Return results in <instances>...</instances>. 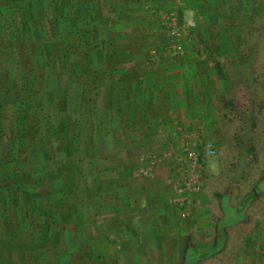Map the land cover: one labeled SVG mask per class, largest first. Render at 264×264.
<instances>
[{
	"label": "rangeland",
	"instance_id": "374dc122",
	"mask_svg": "<svg viewBox=\"0 0 264 264\" xmlns=\"http://www.w3.org/2000/svg\"><path fill=\"white\" fill-rule=\"evenodd\" d=\"M256 1L252 10L243 8L240 0H175L152 14V1L138 0L122 14L126 22L106 8L100 18L93 17L94 7L83 10L88 23L81 16L71 28L83 34L93 69L100 66L101 84L91 91L86 86L82 108L75 85H69L68 93L75 98L68 106L72 124L67 137L56 140L53 149L44 137L34 145L18 143L22 157L5 163L3 140L9 135L12 110L9 92H0V179L11 177L14 187L20 186L7 199L17 201L10 208L12 224L29 233L31 215L39 211L50 222L34 229L36 237L63 231L74 244L87 238L90 252L102 264H187L192 249L204 253L196 264H264V0ZM202 4L211 9L201 12ZM171 11L178 20L182 17L180 23L196 21L194 28L184 27L181 54L170 52L173 36L164 16ZM126 42L137 54L123 64L106 66L102 49L112 45L119 54ZM215 45L221 49L211 57L208 50ZM189 57L195 58L197 71L213 73L208 82L218 97L201 115L206 120L201 128H185L182 110L166 108L168 97L177 94L174 78ZM123 72L138 78L130 90L132 106L124 98L125 82L119 78ZM155 81L156 93H147ZM31 100V108L25 105L27 114L44 123L56 119L41 95ZM228 100L233 104L226 105ZM133 118L139 122L130 133ZM252 118L255 127H249ZM187 140L211 142L215 153L206 155L199 146V165L194 167L186 155ZM196 175L200 185L190 189ZM38 178L42 182L37 184ZM27 179L34 180L29 184ZM257 187L261 193L239 211L236 205ZM7 213L0 208L1 221L11 226ZM221 240L216 252L209 251ZM70 248L61 250L63 263Z\"/></svg>",
	"mask_w": 264,
	"mask_h": 264
},
{
	"label": "trees",
	"instance_id": "16d2710c",
	"mask_svg": "<svg viewBox=\"0 0 264 264\" xmlns=\"http://www.w3.org/2000/svg\"><path fill=\"white\" fill-rule=\"evenodd\" d=\"M136 1L138 2V0H0V92L2 90L6 94L9 92L12 110L9 135L7 140H3V143L6 144L2 150L5 163L8 160H18L22 157L21 149L16 148V146L18 143L24 141L25 143L34 145L44 137L49 147L53 149L55 143L58 142L56 140L60 138L62 141L63 137H67L69 135L68 132L71 130L72 121L69 116L70 110L68 106L72 107V100L74 103L75 97H73V92L72 94L68 93L69 85H75L76 96L79 98V105L82 108L86 104L85 92H88L86 91V86L89 85L91 91L98 88L101 84V79L98 78L99 69H97L100 66L97 65L93 69L90 53L85 48L86 42L83 34L77 31L80 29L71 28V25L75 24L73 21L75 19H79L80 21V18L82 19L83 17V10L94 7L93 17L95 18L104 16V9L106 8L110 11L111 16L117 17L118 21L124 20L126 22L127 18L123 19L124 16L122 14ZM150 1L152 3L148 12H152L153 14L155 10L163 9V7L167 6L168 2L175 0ZM240 3L243 8L247 7L249 9L251 6L253 10L254 3H257V1L250 0L248 3L246 0H240ZM206 6V4H202L200 8L204 10L203 8ZM179 20L180 22L183 20L181 16ZM82 21L86 22V24L88 23L86 15ZM127 23L132 25L131 21H127ZM96 29L94 36L96 39H99L101 30L98 27ZM76 32L78 34L75 36L74 33ZM83 33L85 34V32ZM127 33V37L129 38L130 32ZM102 42L106 41L102 39ZM111 46L109 49L111 51L107 50V48L102 49L103 53H105L104 59L108 67L128 62L137 54L133 49L135 46L127 42L125 51L119 52L120 56L118 52L115 53L113 51ZM220 47H216V45L213 48L210 47L208 50L211 52L210 56L212 57L214 52L220 50ZM138 49L137 51H140V48ZM54 50L57 52H54ZM51 51H53V57H50ZM5 57L8 58L5 59ZM216 64L219 63L216 62ZM116 68L114 67V69ZM123 73L125 74L119 75V78L125 82L124 98L132 106V99L134 98L130 95V90L135 88L138 78H136L137 75L133 78V76H126V72ZM46 82H49V84H45ZM115 83L117 84L118 82ZM43 90L45 92L42 96L41 91ZM40 95L42 99L47 100L51 109L56 112L54 113L56 119L52 118L51 121L47 119L44 123L43 120L41 121L39 118L34 119L33 115L25 112V105L27 109L28 106L31 108L33 105L31 98L36 99ZM112 96L115 97L116 95L113 93ZM225 98L223 97L222 99ZM232 104L229 100L226 103V105ZM238 114L242 115L243 112H239ZM32 118L34 119L33 121H31ZM252 121V125H249V127L256 126L254 118H252ZM242 122L246 126V120L242 119ZM48 123H56V125L49 128L50 126L45 125ZM242 128L244 127L242 126ZM239 136L237 135V138ZM239 139L236 141L237 144ZM74 141H76V138ZM248 146L250 147V151L253 150L252 143H249ZM11 154H14V158ZM39 178L36 179L37 184L38 182H42ZM2 179H0V194L3 201H0V208L10 213H7V216L8 220L11 221V226H8L6 221H1L2 218L0 217V264L103 263L102 260L94 258V255L90 252L91 243L87 238L74 244L73 241H66L63 231H59L55 237L49 235V231L45 234V239L36 237L34 229H40L43 225L42 221L46 224L50 222L47 219H43L38 210H36L38 211V215L36 212L34 213L35 216L31 215L33 219L27 224V227L31 228L29 233L19 228L20 224H12V220L10 219L12 212L10 208L12 205H16L17 201H9L7 199L14 197L20 186L14 187L16 182L12 184L11 177L3 176ZM33 180L27 179V182L31 184ZM258 192H260V188L257 187L254 191L247 193L242 202L236 205L238 210L243 211ZM67 204L69 208L71 206L70 202ZM62 207H57L55 212H59ZM222 230L224 231L225 227ZM221 242L222 240L209 251L212 253L216 252ZM72 245L73 247L70 248ZM67 247L70 248L68 251H65V253H69L67 257L68 261L63 263V260L60 258L63 254L61 250ZM201 256H204V253L202 254L192 249L189 256L186 254V257L189 259L187 264H196V261Z\"/></svg>",
	"mask_w": 264,
	"mask_h": 264
},
{
	"label": "crops",
	"instance_id": "0c3cea01",
	"mask_svg": "<svg viewBox=\"0 0 264 264\" xmlns=\"http://www.w3.org/2000/svg\"><path fill=\"white\" fill-rule=\"evenodd\" d=\"M207 7V8H206ZM203 9H208L211 7L206 6ZM202 12V9H201ZM194 57H189V63L186 62L185 68L180 71L177 76L174 78V80L177 82L174 84L173 93L177 92L176 95L168 97L169 104H165L166 108H169L171 111H177L182 110L183 118L182 121H184L186 124V127H205L203 124H206V120L200 119L201 115L205 114V109L208 108L212 103H214L216 100H218V97L215 93L213 85H211L208 80L209 77L212 76V72L210 70H202L197 71V68L194 65ZM199 70V69H198ZM210 75V76H209ZM212 78V77H211ZM204 81H207L205 83ZM155 83V84H154ZM204 84V85H201ZM155 85L156 81L153 82L151 85L147 88V93H156L155 91ZM138 89L140 91L143 90V88L139 85ZM155 90V91H153ZM167 92L170 94V89H167ZM180 98H178L179 96ZM175 96V97H174ZM178 98V99H176ZM222 98L219 97V100ZM154 101H157V98L154 97ZM158 109H162V106H159ZM144 114V112H143ZM138 118H133L132 121V128L129 131L130 133L135 132L133 131V128H136L138 125ZM176 122V121H174ZM172 123L170 124V126ZM181 127V126H180ZM166 129L169 127L166 126ZM174 132V131H173ZM178 133V134H177ZM178 131L175 132L177 134L176 136H179ZM134 134V133H133ZM182 134V133H181Z\"/></svg>",
	"mask_w": 264,
	"mask_h": 264
},
{
	"label": "built area",
	"instance_id": "2783aa9c",
	"mask_svg": "<svg viewBox=\"0 0 264 264\" xmlns=\"http://www.w3.org/2000/svg\"><path fill=\"white\" fill-rule=\"evenodd\" d=\"M165 19V24L171 29V34L173 36V42L170 44V52L173 54H181L184 52V44H183V34H184V29L185 28H194L196 25V21H188L187 23L184 22L180 23L177 15L175 14L174 11L166 13L164 16ZM185 27V28H184ZM198 140V139H196ZM194 141V144H190L191 141L187 140V147H186V155L188 160L191 162V164L196 167L199 165V146H202L204 148L205 154L206 155H213L215 153V146L211 142H197ZM197 178L193 182L194 183V188L190 189H195L199 187L200 182L198 180V175H196Z\"/></svg>",
	"mask_w": 264,
	"mask_h": 264
}]
</instances>
